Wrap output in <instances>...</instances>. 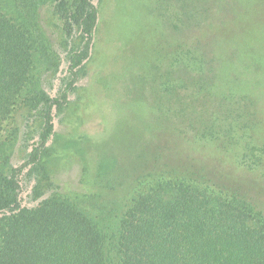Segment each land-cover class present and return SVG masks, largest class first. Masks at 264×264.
I'll return each instance as SVG.
<instances>
[{"label":"trees","instance_id":"obj_1","mask_svg":"<svg viewBox=\"0 0 264 264\" xmlns=\"http://www.w3.org/2000/svg\"><path fill=\"white\" fill-rule=\"evenodd\" d=\"M8 6L13 12L23 7L27 15L11 16ZM212 14L204 15L201 23L210 20L214 27ZM99 21L94 0H0V140L7 123L14 124L8 152L0 156V264H264V218L246 204L245 195L234 194L224 183L234 182L242 189L241 177L248 172L264 190V62H234L230 72L237 77L230 100L239 112L232 109L236 118L227 129L210 117L201 118L194 101L203 78L212 72L208 61L220 55L205 44L201 61L197 28L182 39L190 46L186 52L176 58L173 48L158 51L140 76L149 79L157 70L159 77H167L162 69H168L179 84H170L164 96L183 95L180 120L167 123L161 115V120L151 121L140 111L128 120L129 127L120 122L118 132L126 137L125 131L146 117L142 126L153 137H145L141 126L133 131L135 151L130 157L124 143L115 145L118 164L130 167L113 172V183L100 182L101 177H112L99 169L106 157L85 154L78 155L81 187L65 190L59 184V170L51 167L54 113L68 105L84 73ZM151 21L146 20L145 32L153 29ZM225 27L218 24L216 31L230 32L239 54V36ZM62 62L67 65L60 72ZM226 77L216 74L210 81L225 90ZM130 84L119 92L113 74L102 78L100 85L113 99L116 114L128 108L114 96L117 91L120 97L128 95ZM134 97L138 104L144 101ZM156 107L160 106L151 105L147 111ZM17 145L25 151L15 163ZM91 160L97 165L91 166ZM74 163L70 159L63 168L67 171ZM235 173L238 181L230 179ZM149 177L179 183L166 182L141 193L123 209V198ZM29 187L31 202L53 192L27 208ZM215 188L232 195L220 196Z\"/></svg>","mask_w":264,"mask_h":264},{"label":"rangeland","instance_id":"obj_2","mask_svg":"<svg viewBox=\"0 0 264 264\" xmlns=\"http://www.w3.org/2000/svg\"><path fill=\"white\" fill-rule=\"evenodd\" d=\"M94 3L99 10L100 21L90 58L84 62V73L80 75L76 88L69 96L68 105L62 112L55 111L54 113L55 135L50 146L53 145L55 154L52 156L51 167L56 170L55 172L59 170L57 180H59V184L65 186L63 187L65 190H78L81 187L82 163L79 161L78 155L87 154V156L92 155L94 157L99 154L105 156L106 158L101 162L99 169L105 170L101 173L102 175L108 172L112 174V177L107 176L104 179L101 177L100 182L106 184L105 181L109 180L108 182L113 183L115 171L122 172L130 167L129 164L124 165L121 161L118 164L116 158L119 156H117L115 145L124 143L123 150L129 156L130 153L133 155V151H135L133 143H135L136 136L133 131L138 130L141 126L145 137L149 139L153 137L149 134V130L142 126L146 117L138 121L141 123L140 125L137 124L131 129H127L125 131L126 137L120 134L122 132H118L121 130V126H118L120 122H124L122 124L124 127H129L128 120L132 121L135 114H139L140 111L144 112L151 121L161 120V115L162 120H169L172 124L180 120L185 102L183 95H181L182 97L167 96L166 98L164 96V91L169 88L170 84L172 86L179 84L176 79H173V75L167 72L168 69H162L167 77H159L158 71L153 69L155 73L151 75V78H140L144 73V68H150L149 64L154 61V54L156 56L158 51L165 52L167 48H173L172 52H176L175 56L178 58L179 53L186 52L190 48L187 45V40L182 41L183 37L196 28L201 30V46L199 47L200 51L198 50L201 61H203L201 55L206 57V49H203L205 44L220 57L216 61H208V65L212 66L210 69L212 72L203 78V82L200 84V94L194 103L197 104L198 114L201 118L210 117L217 122L218 126H224L225 129H227L232 118H236V112L233 110L236 109L239 112L236 105V108L231 107V103H235L230 100L231 94H234L231 91L234 83L232 81L237 77L233 72H230V70H234V62L239 64L251 63L256 60L264 62V0H94ZM8 8L9 12L6 13L11 16L27 15L23 7L22 11L18 10V12H13L12 7L8 6ZM210 12L214 13L211 19L214 17V21L217 22L214 27V22L210 20L205 25L201 23L206 19L205 16H210ZM220 17H223L222 22H220ZM147 19L152 20L153 29L145 32L144 24ZM210 22L213 24L210 25ZM218 24L224 27L227 25L224 30L234 28L232 33L239 36L238 42H241L240 45L243 46L239 54L235 52L238 47L233 42V37L229 38L230 32L219 35L216 31ZM223 37L226 41H223ZM158 38H161L160 42H158ZM55 46L58 47L56 42ZM191 54L193 55L192 51ZM62 58L64 59V57ZM155 58L158 59V57ZM220 60L223 61V65ZM66 65L67 63L63 62L60 64V72ZM101 70H106V72H101ZM109 73L114 75L116 83L119 84L116 86L119 92H125L128 84L131 83L128 95L120 97L117 91L114 96V99L119 97L120 104L128 108L126 111L120 112L123 113L121 119H119L120 113L116 114L111 106L113 99L110 98L104 86L100 85L103 76L108 77ZM216 74L222 79L227 76L224 85L225 90L221 89L220 83L213 84L210 81V78ZM139 78L140 82H137ZM215 94L222 95L215 97ZM135 95L144 101L138 104ZM95 100L98 101L97 104H95ZM237 104L241 105L240 103ZM151 105L160 107L150 108L147 111ZM166 122L168 123V121ZM13 130V122L7 123L0 140V156L4 152H8V141L14 133ZM24 151L18 145L15 147L16 155L13 158L15 163L24 155ZM73 156H75L74 159ZM70 159L75 162V165L66 171V168L63 167H66ZM58 163L62 165V168ZM90 165L95 166L97 164L91 160ZM235 177L236 173L230 179L235 180ZM255 179L248 172L244 174L240 181L241 185H244L242 189L234 182H223L233 189V193L245 195L248 200L246 204L248 202L254 209V213L257 215L259 213L264 218V190L257 188ZM236 180L238 181L239 178L236 177ZM166 182L179 183L175 180L165 179L163 181L149 177L143 180L138 191L134 190L135 193H130L123 198L121 207L126 210L131 200L137 195L159 187V185H164ZM31 185L34 187L35 182L33 181ZM28 191L30 192L28 198L30 204L26 206L27 208L37 206L53 192L49 191L39 200L31 202L33 192H31L30 187L28 190L25 189V193ZM214 191L220 196L229 197L228 194H231L224 189L221 191L215 188Z\"/></svg>","mask_w":264,"mask_h":264}]
</instances>
